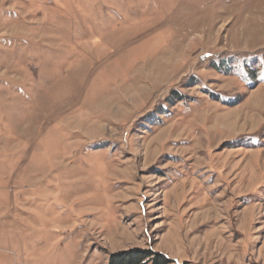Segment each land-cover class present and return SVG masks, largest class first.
I'll return each instance as SVG.
<instances>
[{"label":"rangeland","instance_id":"1","mask_svg":"<svg viewBox=\"0 0 264 264\" xmlns=\"http://www.w3.org/2000/svg\"><path fill=\"white\" fill-rule=\"evenodd\" d=\"M144 253L264 264V0H0V264Z\"/></svg>","mask_w":264,"mask_h":264},{"label":"trees","instance_id":"2","mask_svg":"<svg viewBox=\"0 0 264 264\" xmlns=\"http://www.w3.org/2000/svg\"><path fill=\"white\" fill-rule=\"evenodd\" d=\"M123 254L118 256H112L110 258L109 264H145L151 262L152 264H168L169 261L164 257L157 256L153 253H144V255H137L134 258L123 257ZM116 259H118L116 261Z\"/></svg>","mask_w":264,"mask_h":264}]
</instances>
